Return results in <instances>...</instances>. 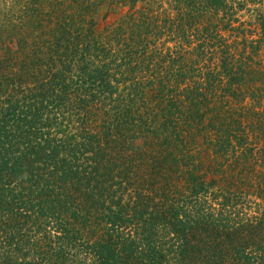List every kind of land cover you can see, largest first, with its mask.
Returning <instances> with one entry per match:
<instances>
[{"label":"trees","instance_id":"16d2710c","mask_svg":"<svg viewBox=\"0 0 264 264\" xmlns=\"http://www.w3.org/2000/svg\"><path fill=\"white\" fill-rule=\"evenodd\" d=\"M0 264H264V0H0Z\"/></svg>","mask_w":264,"mask_h":264}]
</instances>
